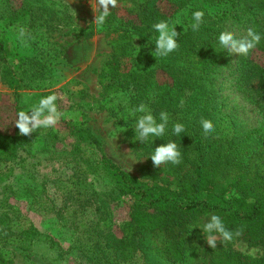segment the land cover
Instances as JSON below:
<instances>
[{
  "label": "trees",
  "instance_id": "16d2710c",
  "mask_svg": "<svg viewBox=\"0 0 264 264\" xmlns=\"http://www.w3.org/2000/svg\"><path fill=\"white\" fill-rule=\"evenodd\" d=\"M10 9L2 1L0 20H16L18 11ZM196 10L205 11V23L194 32L188 24ZM178 17L183 21L178 49L156 59L151 55L155 46L147 45L148 37L155 35L151 25ZM248 27L264 31V0H117L104 25L82 32L86 38L101 32L108 40L111 52L97 81L103 100L122 97L110 110L119 126L148 154L169 140H175L182 153L180 164L164 165L179 190L162 189L131 177L104 156L92 162L87 147H99L97 140L86 129L71 131L75 144L65 159L74 169L71 182L82 183L96 174L110 184L98 198L91 193L85 199L89 213L95 205L96 220L89 225L91 244L79 246L88 253L99 251L91 258L95 264H134L136 258L141 264H183L197 244L191 228L211 214L239 232L234 237L264 250V66L254 57L264 54V40L240 58L219 53L215 45L220 31L243 33ZM139 43L144 52L137 50ZM0 58L5 59L1 45ZM36 70L30 62L25 72L31 77ZM14 82L19 85V80ZM140 103L157 119L161 111L170 117L165 135L145 146L134 140L135 120L128 115V109ZM201 118L215 127L207 140L200 134ZM172 122L186 123V136H172ZM0 143L2 159L30 149L33 140L15 127L11 136H0ZM19 159L24 160L21 155ZM124 199L129 216L117 236L112 206ZM221 264H264V257L244 260L225 254Z\"/></svg>",
  "mask_w": 264,
  "mask_h": 264
},
{
  "label": "rangeland",
  "instance_id": "374dc122",
  "mask_svg": "<svg viewBox=\"0 0 264 264\" xmlns=\"http://www.w3.org/2000/svg\"><path fill=\"white\" fill-rule=\"evenodd\" d=\"M6 3L19 15H15L14 21L7 16L0 20V45L5 52V59L0 58V136H11L17 114L29 112L41 98L53 92L58 96V110L79 115L75 119L62 118L53 128L26 136L33 140L30 149L0 159V264H95L91 258L99 251L88 253L79 246L91 244L94 234L89 225L96 220L95 205L89 213L85 199L91 193L98 198L101 192L109 191L110 184L96 174L87 176L82 183L71 182L74 169L65 159L75 144L72 130L86 129L99 143V147H87L92 162L104 156L146 184L162 189L179 187L164 165L153 166L146 158L149 154L132 141L112 116L111 108L118 106L122 97L101 98L97 74L111 50L101 32H95L91 38L82 34L90 26L97 27L94 22L100 12L98 0ZM114 9L109 6L110 12ZM177 19L172 26L180 32L183 21L181 17ZM21 26L32 35L27 47L15 39ZM136 47L144 52L141 43ZM254 57L264 66V54L255 53ZM30 62L37 69L31 77L25 72ZM49 131L57 137L53 138ZM19 155L24 159L21 163ZM125 200L112 206L117 236L119 225L129 216ZM193 233L197 244L188 251L183 264H221L225 254L244 260L264 257L261 247L236 237L231 242H218L213 250L206 245L199 229ZM134 264H141V260L136 258Z\"/></svg>",
  "mask_w": 264,
  "mask_h": 264
},
{
  "label": "clouds",
  "instance_id": "9594fccd",
  "mask_svg": "<svg viewBox=\"0 0 264 264\" xmlns=\"http://www.w3.org/2000/svg\"><path fill=\"white\" fill-rule=\"evenodd\" d=\"M117 0H98L99 14H96L94 24L102 26L105 24L110 11L109 6L113 9L116 7ZM205 11L196 10L191 13V19L188 26L192 31H199L205 23ZM175 23H180L179 19ZM171 20H159L151 25L150 32L153 36L148 37V46L154 45V50L151 55L156 59H164L174 53L178 47V33L175 27L172 26ZM15 39L22 47H27L32 35L24 27H19ZM264 40V31L256 30L254 27L246 28L243 33L222 30L215 37L216 50L235 54L239 58L247 57L261 41ZM151 41V43H149ZM147 46V47H148ZM58 96L55 92L41 98L38 104L33 105L29 112H19L15 122V127L18 128L19 134L28 136L40 130L53 128L62 118H73L79 115L76 113L65 114L58 110ZM123 103L127 104V97L123 98ZM128 115L135 120L134 140L141 142L144 146L146 142L154 140L165 135L169 128L170 117L167 111H161L157 119L145 103H140L128 109ZM200 134L202 139L207 140L215 131L212 121L201 118L199 120ZM188 125L183 122H172L171 135L175 137L186 136ZM150 158L154 167L170 164L178 165L182 161V153L180 146L175 140H169L160 146L153 148L152 152L146 157ZM145 159V158H144ZM199 229L202 233L203 240L211 249H216L219 244L231 242L234 236L239 235V232L229 230L224 220L220 215L211 214L205 221L191 228Z\"/></svg>",
  "mask_w": 264,
  "mask_h": 264
}]
</instances>
